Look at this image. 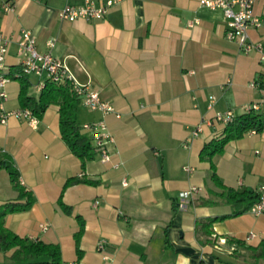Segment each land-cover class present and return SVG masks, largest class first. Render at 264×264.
I'll list each match as a JSON object with an SVG mask.
<instances>
[{
    "label": "crops",
    "instance_id": "crops-1",
    "mask_svg": "<svg viewBox=\"0 0 264 264\" xmlns=\"http://www.w3.org/2000/svg\"><path fill=\"white\" fill-rule=\"evenodd\" d=\"M86 1L115 4L99 20L59 19L66 5ZM202 1L0 0V34L9 40L7 74L19 73L17 41L29 31L39 53L63 62L77 84L97 92L120 115L90 112L80 102L77 123L104 121L115 141L109 163L96 153L83 168L61 137L58 106L48 107L36 130L13 118L0 125V207L18 199L9 168L33 201L28 211L5 217L7 230L57 245L62 264H264L253 257L264 244V215L248 212L264 185V67L256 51L243 54L226 39L223 11ZM4 4L13 11L5 13ZM253 13L264 17V0ZM248 35L264 47V29L250 28ZM26 78L28 94L38 98L44 76ZM253 82L258 88L250 87ZM4 90V110L23 109L19 81L12 79ZM211 97L215 103L208 109ZM248 105L259 107L253 116L261 128L229 141L210 162L201 161L202 149L225 128L203 123L228 111L240 117ZM199 124L202 132L192 138ZM71 178L95 184L63 191ZM192 188L200 191L180 199ZM228 190L250 197L234 202L223 195ZM208 219H217L210 239L197 225ZM40 224L48 226L46 232ZM250 234L255 237L248 239ZM219 239L227 241L221 250L214 247ZM9 263L0 254V264Z\"/></svg>",
    "mask_w": 264,
    "mask_h": 264
},
{
    "label": "built area",
    "instance_id": "built-area-1",
    "mask_svg": "<svg viewBox=\"0 0 264 264\" xmlns=\"http://www.w3.org/2000/svg\"><path fill=\"white\" fill-rule=\"evenodd\" d=\"M258 0H203L202 6L211 10L220 9L223 11L225 19L227 21L226 39L235 42L239 50L243 54H249L251 51H256L259 54L260 65L264 67V47L261 45H254L251 43L248 30L264 29V17H257L253 13L254 5ZM114 1H108L106 3L96 5L92 1H86L80 6L66 5L59 12V19L65 22H74L76 20L94 21L103 18L107 11L113 7ZM5 13H10L13 8L9 4H4L2 7ZM198 24L197 21L190 22L189 25L193 26ZM9 40L0 34V125L6 124L10 118L25 122L32 130H36L40 119L34 115L29 109H20L15 111H5L3 108L4 102L7 100L5 93V85L12 79H17L20 75L29 76L35 75L38 77L44 76L45 81L50 80L52 82L68 81L75 92L80 98L81 105L90 112H98L102 115H113L115 118H120V115L112 108L108 103L101 100L99 94L95 91H89L85 86H81L75 82V80L69 75L67 68L63 62L54 58L51 53H39L36 49L35 38L29 31H21L19 39L17 41L18 55L22 56V62L20 65V73L15 75H9L6 73L5 59L8 51ZM54 42L49 41L46 44L48 49H52ZM45 83V82H44ZM44 83L40 84V90L43 89ZM259 84L253 82L250 84L251 88H258ZM262 92H264V86H262ZM215 99L210 98L208 109H211ZM257 105H248L243 108L245 114L254 113L258 111ZM235 119L232 112H225L223 114H216L213 120H207L203 124L211 126L212 122H217L224 126L231 124ZM203 124L197 125L191 132V137H198L202 130ZM82 131L91 138L95 152L98 154L100 162L107 164L110 162V150L109 148L114 145L115 141L109 134L107 126L104 121H97L90 124H84L81 126ZM255 131H251L254 133ZM185 172L192 171L191 168H184ZM123 186H126L125 180H123ZM199 188H192L190 191L180 194V199L186 200L192 194L199 192ZM258 199L250 206L248 212L254 216L259 217L264 215V185L258 189ZM48 226L46 224H40L39 229L41 232H46ZM255 236L250 234L248 239H252ZM227 244L225 239H219L215 244V249L221 250L223 246ZM97 250L104 251V245L99 244ZM232 250V248H231Z\"/></svg>",
    "mask_w": 264,
    "mask_h": 264
},
{
    "label": "trees",
    "instance_id": "trees-1",
    "mask_svg": "<svg viewBox=\"0 0 264 264\" xmlns=\"http://www.w3.org/2000/svg\"><path fill=\"white\" fill-rule=\"evenodd\" d=\"M18 72L20 73V69ZM26 77L20 75L16 79L20 83L19 101L21 106L23 109L31 110L39 119H41L49 106H58L61 137L71 152L81 160L83 168L86 162L95 157L96 152L91 138L82 131L81 126L77 123V110L80 106V98L75 94L72 85L68 81L56 83L46 80L43 89L40 90L39 97L35 98L28 94L29 84ZM256 119L257 117H254L253 113H247L235 118L231 124L225 126L223 135L219 139L211 141L202 149L200 160L210 162L215 155L223 152L229 141L239 139L247 132L258 131L261 125L258 126ZM211 168L212 178L219 185L214 166L211 165ZM9 170L13 188L18 193V199L0 207V254L9 260V264H62L61 251L57 245L20 238L4 227V219L7 215L28 211L33 203L31 196L21 187L17 174L10 168ZM80 183L95 184L87 180L71 178L66 181L63 191ZM223 195L234 202L244 200L248 196L247 193L238 194L230 190L224 191ZM60 206L67 212V208L61 204V201ZM216 220H203L197 224L200 227L198 230L207 239L212 237L211 227ZM81 232L82 226H80L77 238ZM213 241L208 240L205 242L212 245ZM77 253L79 258L80 251L78 248ZM253 257L264 259V244H261L260 248L253 252Z\"/></svg>",
    "mask_w": 264,
    "mask_h": 264
}]
</instances>
